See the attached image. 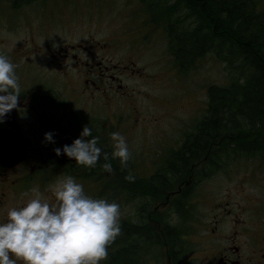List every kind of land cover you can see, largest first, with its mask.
<instances>
[{"label": "flooded vegetation", "instance_id": "af4514ba", "mask_svg": "<svg viewBox=\"0 0 264 264\" xmlns=\"http://www.w3.org/2000/svg\"><path fill=\"white\" fill-rule=\"evenodd\" d=\"M20 10L11 9L15 13V26L18 24L17 19L22 16ZM143 26L150 32H157V27L162 28L148 22ZM18 28L23 29L24 35L16 43L15 50L11 55L3 51L0 53L15 65L20 86L16 108L0 119V221L6 219L9 208L22 206L31 198L33 193L29 190L32 188H39L42 195L54 203L50 186L65 175L74 177L82 184L85 194L93 198H100L99 185L107 183L109 195L115 196L119 192L131 209L123 226H120V234L110 243V249L118 251L122 237L127 239L133 236V225L137 214L141 213L140 236L144 237L146 244L141 246L137 262H157L159 257L148 259L150 252L156 249L163 251V254L159 252L163 264H170L165 257V224L172 226L179 236V217L176 213L173 215L171 207L179 202L185 190L193 194L197 184L211 176L213 170L204 167L212 164L213 144L208 141L199 158L192 156L188 161L184 159L186 167L182 174L173 175L168 190H165L163 183L164 169L181 159L180 151L196 131L199 119L189 122L192 124L190 127L189 124L176 125V128L181 127V131H175L173 138L165 130L154 134L156 138L146 132L145 144L140 146L141 149L135 152L129 150L130 159L125 165L118 166L111 155L113 147L109 133H126L129 143L132 134H135L132 132L131 115L127 111L122 114L109 110L102 120L99 108L102 105L109 106L117 99L126 101L128 87L125 80L143 76L142 69L132 61L133 46L118 43L114 36L106 41L90 37L74 43L62 39L54 41L49 28L48 40L44 39L46 43L38 45L33 36L31 19L19 23ZM150 32L138 37L137 48L142 47L140 40L145 42ZM153 43L154 38L151 39ZM0 46L3 47L1 39ZM38 57L41 58L39 61ZM164 62L168 61L164 59ZM149 123H157V120ZM86 125L98 137L97 146L101 148V157L91 168L76 165L63 153L56 156L53 152L54 148L70 145ZM46 132L54 133V143L44 141ZM239 145L222 144V152L228 154L227 150ZM105 153L108 154L107 162L112 166L111 172L101 168L106 162ZM229 160L226 157L222 161L224 166L229 164L226 162ZM250 160L256 161L257 165H264L262 158ZM202 167L204 174L198 179ZM122 170L124 172H120ZM150 181L157 182L156 189ZM24 193L28 195H22ZM238 196L242 203L231 204L225 200L211 208L205 239L194 264H264V195L251 196L243 191ZM148 230L157 236V240L148 239ZM148 243L151 247L147 246ZM130 246L133 245L130 243ZM139 247L135 246L134 249ZM184 255L181 256L180 264Z\"/></svg>", "mask_w": 264, "mask_h": 264}, {"label": "rangeland", "instance_id": "374dc122", "mask_svg": "<svg viewBox=\"0 0 264 264\" xmlns=\"http://www.w3.org/2000/svg\"><path fill=\"white\" fill-rule=\"evenodd\" d=\"M255 1L258 9L264 12V0ZM11 9L9 5L0 3V39L3 41L0 53L3 51L5 54H12L16 43L24 35L23 29L18 28V25L27 18L33 23V36L38 45L46 43L44 39L48 40L49 28L54 41L62 39L74 43L84 41L87 37L106 41L114 36L118 43L133 46L132 61L136 67L142 69L143 76L125 80L128 87L126 101L117 99L115 103L109 106L102 105L99 108L102 120L109 110L122 114L125 111L130 113L132 132L135 134H132L128 146L129 150H134L133 152L138 151L140 146L145 144L146 132L156 138L154 134H160L165 130L169 132V137L173 138L175 131H181V127L176 128V125L189 124L190 127L192 125L190 123L198 120L206 109L207 88L211 85H227L229 78L232 77L226 64L213 54H207L196 60L192 70L181 74L167 53L163 29L157 27V32L156 30L150 32L143 26L146 22H151L148 16L142 13L141 5L137 0L40 1L21 7L19 13L22 16L17 19L16 26L15 13ZM144 32H150V36L146 37L145 42L140 40L142 47L137 48L138 37ZM152 38H154L153 44H151ZM40 59L38 57V61ZM164 59L168 62H164ZM155 119L157 123H149ZM125 134L127 140L128 135ZM226 162L229 163L227 166L221 163L209 178L198 183L192 194L189 203L193 215L190 216L189 231L184 239L186 251L182 264L196 262L195 258L199 256L198 251L205 239L204 232L210 211L215 204L225 200L231 204L242 203L238 194H243V191L251 196L264 195V165H257L256 161L250 159ZM55 184L50 188L53 189ZM106 186L107 183L99 185L100 198L116 202L120 208L119 223L126 221L131 213L128 203L119 192L115 196L109 195ZM108 247L110 248V244L107 246V251ZM159 252L163 254V251L156 249L153 253L150 252L148 259L154 256L159 259L157 262L150 260L148 264H163ZM105 259L101 264H104Z\"/></svg>", "mask_w": 264, "mask_h": 264}, {"label": "trees", "instance_id": "16d2710c", "mask_svg": "<svg viewBox=\"0 0 264 264\" xmlns=\"http://www.w3.org/2000/svg\"><path fill=\"white\" fill-rule=\"evenodd\" d=\"M40 1L45 0H0L12 9ZM137 1L150 22L162 26L168 54L181 74L192 70L195 61L207 54H213L225 63L232 73L227 85L207 88L206 109L196 123V131L180 151L181 159L164 169L165 190L169 189L175 173L182 174L186 167L184 159L188 161L192 156L199 158L208 141L213 144V161L204 169H216L226 157L231 160L264 159V12L258 9L256 1ZM189 141L191 144H188ZM222 144L240 145L225 154ZM115 160V164L120 166L118 158ZM201 170L198 179L203 177V167ZM149 183L156 189V181ZM191 197L192 192L185 190L170 210L179 217V236L172 226L165 224V257L170 264H180L186 251L184 239L189 231L190 216L193 215L189 203ZM141 223V213H138L132 228L133 236L122 237V245L116 252L108 247L104 264H139L138 253L146 244L144 237L140 236ZM151 238L157 240V236L148 230V239ZM149 244L147 246L151 247ZM135 246H140L139 250L134 249Z\"/></svg>", "mask_w": 264, "mask_h": 264}, {"label": "clouds", "instance_id": "9594fccd", "mask_svg": "<svg viewBox=\"0 0 264 264\" xmlns=\"http://www.w3.org/2000/svg\"><path fill=\"white\" fill-rule=\"evenodd\" d=\"M20 86L15 65L0 54V119L16 108ZM54 133H44V141L54 143ZM113 158L121 165L130 159L126 137L119 131L109 133ZM98 137L86 125L70 145L54 148L76 165L95 167L101 157ZM101 165L111 172L108 154ZM22 206L7 210L0 221V264H101L107 246L120 234V208L116 202L85 194L82 184L65 175L52 189L54 203L39 188ZM22 195L27 196V193ZM175 215V213H173Z\"/></svg>", "mask_w": 264, "mask_h": 264}]
</instances>
